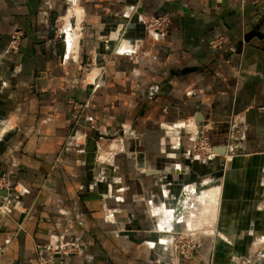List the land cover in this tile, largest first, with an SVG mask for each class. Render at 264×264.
<instances>
[{"label": "crops", "instance_id": "crops-1", "mask_svg": "<svg viewBox=\"0 0 264 264\" xmlns=\"http://www.w3.org/2000/svg\"><path fill=\"white\" fill-rule=\"evenodd\" d=\"M73 1L0 0V53L22 34L0 60V175L15 187L0 264H36L35 245L60 238L80 240L70 264H176L168 236L186 229L173 212L187 189L230 157L264 156V0H76L72 42ZM160 13L171 21L153 38L141 16ZM194 127L216 158L194 159ZM104 132L116 152L99 158L87 146Z\"/></svg>", "mask_w": 264, "mask_h": 264}, {"label": "rangeland", "instance_id": "rangeland-1", "mask_svg": "<svg viewBox=\"0 0 264 264\" xmlns=\"http://www.w3.org/2000/svg\"><path fill=\"white\" fill-rule=\"evenodd\" d=\"M109 143H110L109 141H106L104 143V148H105L104 150L108 149V144ZM222 164L223 165L220 166V168H219V172L215 175L216 179H211V178H209L210 176H208V175L202 177V181L203 182L210 181V183L212 185L216 186L217 188H220V189L217 190V194H215V195H213L214 193L212 194L213 197L210 200V202L215 203L214 209L212 208L215 212L211 211L210 213H208L207 215H204V216H201L198 213L193 218L194 223H192L190 225L185 220H180L178 222H182L183 227L189 228L190 231H193L195 233V236L197 234L199 245L201 247V251L200 250L198 251L199 254L200 253L204 254L205 252L208 253V255H207L208 260L206 262H204V264H251L253 259L257 255V252H256L257 249L259 248V246H261V244H264V238H263L264 237V224H261V222L260 223L257 222V225H254V226H257V227L253 228V231H252V226H253L252 224H254V223L251 222L252 224L250 226V221H249V219H251L249 213L250 212L252 213V210L254 211V215H255L253 220L256 219V218H259V217L264 219V217H263L264 216V211H263L264 204L261 203V204H259V206L257 204V200H261V198H258V195H263L264 196V192H263L264 189H259V191H258V188H257L258 185L262 186V183L264 181V178H263L264 177V167L258 169L257 171L256 170L253 171V174L250 173V175H251L250 176L248 171H249V169L252 171V169L251 168H249V169L248 168H243V166H242V168L240 167V168L236 169V171L238 170V172H236L234 170V172L232 174V176H234V178L232 177V179L230 178L228 181L225 182L224 178H225L226 171L228 170V167L225 170L224 163H222ZM243 169L244 170L246 169L248 171L244 172ZM253 170H254V168H253ZM242 172H243V175H242ZM255 172H256V176H255ZM244 173H246V174L244 175ZM243 176H245V178ZM201 182H199V183H201ZM234 182H235V184H234ZM253 183H254V185H257L255 187V189L256 188L257 189L256 190L253 189V190L249 191L250 197L248 196V194H247L246 197L245 196L243 197L244 193L247 192L246 187L252 186ZM227 185L229 187L228 191L226 190ZM234 186H235V188H234ZM230 192L231 193H235L236 195L235 196L233 195V196L230 197V195H231ZM261 192H263V194H261ZM256 194H258V195H256ZM217 198H219V199L217 200ZM262 201H264V198H263ZM229 202H232V203L234 202V207L227 206L226 204H228ZM179 203H180V200H179L178 204ZM217 203L221 204V205L219 204L218 209H217V206H216ZM235 204H237V205H235ZM249 207H250V209H249ZM228 208H230V209H228ZM231 208H232V211H231ZM216 210H218V213H217ZM220 210H222V212ZM235 210L237 211L238 215L240 216V218L236 219L237 220L236 223L240 226L239 227L240 230H239V228H237V229H232L231 228L230 230H228V228H230L232 223L228 227V223L227 222L230 221V219H228V221L225 220V219L228 218V217L231 218L232 214H234ZM227 211H229V214L227 213ZM231 212H232V214H231ZM255 212H258L259 214L255 213ZM261 212H263V214ZM221 214H222V216H221ZM254 215H251V216H254ZM244 216H246L247 219ZM219 219L221 221H219ZM167 220H168V218H167ZM249 230H250V232H248ZM234 236H236V237H234ZM228 239L230 241H228ZM168 243H169V241H168ZM168 245H169V248H170V243ZM216 250H218V252L220 253L221 256L218 255V254L215 255L214 252ZM230 250L234 251V252L243 251L244 252L243 258H240L242 256L239 255L240 257L236 256V258L234 257V259H233L232 258L233 255H231L232 253H231ZM194 256H192V258ZM234 256H235V254H234ZM172 258H173V260L175 262L176 259L174 257H172ZM214 258H216L218 263H213L215 261ZM186 260H188V259H186ZM178 262L176 261V264Z\"/></svg>", "mask_w": 264, "mask_h": 264}, {"label": "built area", "instance_id": "built-area-1", "mask_svg": "<svg viewBox=\"0 0 264 264\" xmlns=\"http://www.w3.org/2000/svg\"><path fill=\"white\" fill-rule=\"evenodd\" d=\"M75 8H78L76 0H74L71 5L73 14L70 16L74 21L73 31L77 33V31L79 32L78 27L81 21L79 18L80 16L76 15L74 12ZM141 17L147 33L153 38L164 35L171 21L170 14L168 13L146 14ZM21 36L22 34L19 30L12 33L10 41L0 53V60L8 54L17 53ZM71 41L73 42L74 39H71ZM222 43L223 42L219 39L210 41V45L213 48L221 45ZM139 49L140 48L136 45L129 55L135 61L145 54L142 50L137 53ZM84 70H86L87 80H89L88 73L93 72L89 81L93 87H97L99 85L101 72L97 70L95 66L92 67L90 64H87ZM76 107L81 109L86 107V104H79ZM191 130L195 137L192 144V154L194 159L202 160L216 158L218 156L216 146L212 145L209 137L203 134L202 130H196L195 127ZM115 137L116 136H110L108 133L104 132L95 138L94 150L99 158L116 152V144L114 142ZM106 141H109L110 143L108 144V149L104 150V143ZM12 189H15V187H13L9 182L7 176L0 175V214L2 215L7 214L8 212L5 200L7 198V193H12ZM2 191L4 192V195L1 194ZM168 237V241L170 243V255L174 257L177 262L181 259L192 258V256L196 255V253L201 249L197 234L195 236V233L190 231L189 228L173 231ZM80 252L81 243L78 238H74L73 240H63L60 238L58 241H53L47 245H35L36 264H70L71 256L79 254Z\"/></svg>", "mask_w": 264, "mask_h": 264}, {"label": "bare ground", "instance_id": "bare-ground-1", "mask_svg": "<svg viewBox=\"0 0 264 264\" xmlns=\"http://www.w3.org/2000/svg\"><path fill=\"white\" fill-rule=\"evenodd\" d=\"M74 12H75V14L76 15H78L79 16V10H78V8H75V10H74ZM66 17H69V16H66ZM69 23H68V20H67V18H65V23H64V27H63V36H64V38L66 39L67 37H70L71 39H74V40H76L77 39V36H78V34L76 33V32H74L73 30H70V28H69V25H68ZM69 39V38H68ZM229 161H230V163H228V170L226 171V174H225V178H224V180H225V182L226 181H228L230 178L232 179V177L234 178V176H232V174H233V172H234V170L236 171V169H238V168H242V166H243V168H251L252 169V171L249 169V171L248 170H244L243 169V171L244 172H246V171H248L249 172V175H250V173H252L253 174V171H257L258 169H260V168H263L264 167V156H260V155H258V154H255V155H251V156H248V157H245V158H239V159H236V158H234V157H230V159H229ZM253 168H254V170H253ZM262 170V169H261ZM241 171V170H240ZM263 171V170H262ZM236 172H238V170L236 171ZM247 172V173H248ZM261 172V171H260ZM241 173V172H240ZM246 173H244V175H245ZM242 175H243V172H242ZM251 176V175H250ZM255 176H256V172H255ZM244 178H245V176H243ZM264 178V177H263ZM249 181V180H248ZM229 184V183H228ZM233 184V183H232ZM234 184H235V182H234ZM249 184V183H248ZM252 184V183H251ZM246 185V184H245ZM249 186V185H248ZM257 185H254V183H253V185L252 186H249L251 189L250 190H253V189H255V187H256ZM196 188H197V190H196ZM228 185H227V188H226V190L228 191ZM232 188V187H231ZM234 188H235V186H234ZM257 188H258V191H259V189H264V181H263V183H262V186L260 185H258L257 186ZM256 188V189H257ZM218 189H220V188H217L216 186H214V185H212L211 183H210V181H205V182H201V183H199V184H195L194 186H191V187H189L188 189H187V192L185 193V195H184V197H182L181 199H180V203L178 204V207L175 209V211H174V214L175 215H178L176 218V220L177 221H180V220H185L187 223H189V225L190 224H192V223H194V221H193V218L199 213L201 216H204V215H207L208 213H210L211 211H214L213 209H214V207H215V203L213 204L212 202H210V200H211V198L213 197L212 196V194L213 195H215V194H217V190ZM255 189V190H256ZM250 190H248L247 189V192L246 193H244V195H243V197L245 196H247V194H248V196L250 197V193H249V191ZM262 191V190H261ZM256 192V191H255ZM264 192V191H263ZM263 192H261V194H263ZM231 193V192H230ZM229 193V194H230ZM252 194V193H251ZM235 196L236 194L235 193H231V195H230V197L231 196ZM253 195V194H252ZM256 195H258V194H256ZM217 196V195H216ZM262 196V197H261ZM257 197V196H256ZM236 198V197H235ZM258 198H261V201L263 200V198H264V196L263 195H258ZM219 198H217V200H218ZM251 199V198H250ZM222 200V199H221ZM252 200V199H251ZM234 201V200H233ZM256 201V200H255ZM260 201V202H261ZM218 202V201H217ZM234 203V202H233ZM249 203V202H248ZM220 204V203H219ZM253 204V203H252ZM257 204H258V202H257ZM221 205V204H220ZM227 206H229L228 204H226ZM231 205V204H230ZM236 205V204H235ZM217 206V205H216ZM258 206H259V204H258ZM218 207H219V205L217 206V209H218ZM223 207V206H222ZM231 207H233V206H231ZM240 207V206H239ZM244 207V206H243ZM257 207V206H256ZM261 207V206H260ZM259 207V208H260ZM213 208V209H212ZM227 209V208H226ZM228 209H230V208H228ZM239 209V208H238ZM254 209V208H253ZM217 211V213H218V210H216ZM221 212H222V210H220ZM225 211V210H224ZM230 211V210H229ZM229 211H227V213L229 214ZM231 211H232V208H231ZM234 211V210H233ZM240 211V210H239ZM238 211V212H239ZM263 211H264V209H263ZM215 212V211H214ZM226 212V211H225ZM242 213V212H241ZM255 213H258V212H255ZM262 214H263V212H261ZM231 214H232V212H231ZM244 214V213H243ZM259 214V213H258ZM234 215V216H233ZM249 215H250V218L251 219H249V221H250V226H251V224L252 223H254V224H252L253 226H252V231H253V228H255V227H257V226H254V225H257V222H259L260 223V221H259V218H256V219H254L253 220V218L255 217V215H254V211H252V213L250 212L249 213ZM251 215H254V216H251ZM219 216V215H218ZM221 216H222V214H221ZM257 216V215H256ZM245 218H246V216H244ZM249 217V216H248ZM264 217V216H263ZM220 218V217H219ZM223 218V217H222ZM238 218H240V216L238 215V213H237V211L235 210V212H234V214H232V217L230 218V217H228V218H226L225 220H227L228 221V219H230V221H228L227 223H228V227L230 226V224L232 223V225L230 226V228H228V230H230L231 228L232 229H237V228H239L240 226L236 223L237 222V220L236 219H238ZM244 218V219H245ZM174 219V218H173ZM217 219V218H216ZM224 219V218H223ZM247 219V218H246ZM175 220V219H174ZM240 220V219H239ZM242 220V219H241ZM219 221H221L220 219H219ZM263 221H264V219H263ZM263 221H261V224H264V222ZM240 222V221H239ZM252 222V223H251ZM241 223V222H240ZM243 224V223H242ZM245 224V223H244ZM220 225V224H219ZM249 226V227H250ZM203 227V226H202ZM221 227V226H220ZM242 227V226H241ZM239 230H240V228H239ZM238 230V231H239ZM233 232V231H232ZM235 232V231H234ZM237 232V231H236ZM248 232H250V230L248 231ZM230 233V232H229ZM238 233V232H237ZM243 233V232H242ZM245 233V232H244ZM246 234V233H245ZM249 234V233H248ZM258 236V235H257ZM224 237V236H223ZM234 237H236V236H234ZM264 238V237H263ZM228 241H230L229 239H228ZM233 241V240H232Z\"/></svg>", "mask_w": 264, "mask_h": 264}, {"label": "water", "instance_id": "water-1", "mask_svg": "<svg viewBox=\"0 0 264 264\" xmlns=\"http://www.w3.org/2000/svg\"><path fill=\"white\" fill-rule=\"evenodd\" d=\"M87 151L91 154L93 153V151H94V140L93 139L90 140V142L87 146ZM1 194L4 195V192H1ZM254 264H256V263H254Z\"/></svg>", "mask_w": 264, "mask_h": 264}]
</instances>
